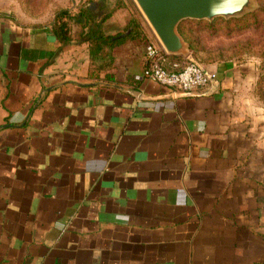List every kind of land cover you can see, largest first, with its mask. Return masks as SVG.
<instances>
[{
    "label": "crops",
    "instance_id": "0c3cea01",
    "mask_svg": "<svg viewBox=\"0 0 264 264\" xmlns=\"http://www.w3.org/2000/svg\"><path fill=\"white\" fill-rule=\"evenodd\" d=\"M135 21L94 62L80 28L0 14V264H264L258 62L190 95L140 81L163 47Z\"/></svg>",
    "mask_w": 264,
    "mask_h": 264
},
{
    "label": "rangeland",
    "instance_id": "374dc122",
    "mask_svg": "<svg viewBox=\"0 0 264 264\" xmlns=\"http://www.w3.org/2000/svg\"><path fill=\"white\" fill-rule=\"evenodd\" d=\"M63 9L72 15L85 9H90L98 16L108 14L103 23L107 33L122 31L131 18L141 20L152 30L135 0H0V14H10L13 20L27 27L50 25L54 29L56 16ZM113 15L117 23L109 21ZM79 27L74 24L77 31ZM179 30L189 44V60L202 67L257 61L259 79L256 93L260 104L264 106V0H255V8L243 16L218 17L202 22L191 19L181 23Z\"/></svg>",
    "mask_w": 264,
    "mask_h": 264
},
{
    "label": "water",
    "instance_id": "95a60500",
    "mask_svg": "<svg viewBox=\"0 0 264 264\" xmlns=\"http://www.w3.org/2000/svg\"><path fill=\"white\" fill-rule=\"evenodd\" d=\"M164 50L171 55L190 59L189 44L180 33V24L188 19L214 20L218 17H240L255 8V0H245L239 11L213 16L211 0H135ZM190 95L191 93H181Z\"/></svg>",
    "mask_w": 264,
    "mask_h": 264
},
{
    "label": "trees",
    "instance_id": "16d2710c",
    "mask_svg": "<svg viewBox=\"0 0 264 264\" xmlns=\"http://www.w3.org/2000/svg\"><path fill=\"white\" fill-rule=\"evenodd\" d=\"M108 16V14L98 16L93 14L90 9L81 10L79 14L72 15L63 9L56 16L54 31L57 38L63 44H68L74 39L72 33L74 24L79 25L80 32L78 39L90 43L91 59L94 62H98L100 59H106L109 62L112 59V51L116 46L121 45L132 37L138 36L137 28L140 26V23L132 19L123 32L109 34L103 29V23ZM189 20L191 19L185 21ZM198 21L202 22V20ZM198 21L195 20V22Z\"/></svg>",
    "mask_w": 264,
    "mask_h": 264
},
{
    "label": "built area",
    "instance_id": "2783aa9c",
    "mask_svg": "<svg viewBox=\"0 0 264 264\" xmlns=\"http://www.w3.org/2000/svg\"><path fill=\"white\" fill-rule=\"evenodd\" d=\"M167 52L153 44H148L145 55V68L137 80L151 79L159 84L177 89L180 93H192L206 87L218 78L217 71H208L200 64L189 61L185 65L173 64L174 69H169Z\"/></svg>",
    "mask_w": 264,
    "mask_h": 264
},
{
    "label": "clouds",
    "instance_id": "9594fccd",
    "mask_svg": "<svg viewBox=\"0 0 264 264\" xmlns=\"http://www.w3.org/2000/svg\"><path fill=\"white\" fill-rule=\"evenodd\" d=\"M245 0H211L209 12L211 15H230L243 7Z\"/></svg>",
    "mask_w": 264,
    "mask_h": 264
}]
</instances>
